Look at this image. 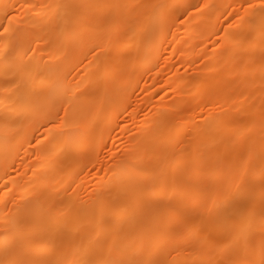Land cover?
Here are the masks:
<instances>
[{"label": "bare ground", "instance_id": "obj_1", "mask_svg": "<svg viewBox=\"0 0 264 264\" xmlns=\"http://www.w3.org/2000/svg\"><path fill=\"white\" fill-rule=\"evenodd\" d=\"M46 1L49 5L52 4V8L47 11L48 14L44 7H41L36 13L33 12L34 9L30 12L27 8V0H0V20L5 18V15L9 16L14 10L23 9L24 11L26 9L22 20H20V22L22 21L20 28L16 24L15 26L10 24L13 22H9V19H6V24L0 26V168L10 160L8 154L4 151L15 144H19V140H16V134L20 132L19 130H21V136L26 137L32 132L34 123L37 120H43V118H48L47 121L52 120L53 116L56 117V114L53 115L56 112H54L55 109H58L62 104L66 106L71 99L75 98L74 94L77 88L74 91L70 87L74 83L69 84L70 80L68 81L69 78L65 75L66 65L73 61L71 59L68 61L61 59L57 63L52 64L50 62L51 64H48L47 62L46 64L44 59L49 61V57L62 55L64 51L65 53L74 52L76 45L67 48L62 47L61 44L62 42L64 44L65 40L67 41L84 33L89 27L88 2L86 0L84 3V11L77 14L75 9H66L67 1L65 0ZM151 1L149 3L144 2L147 3L149 8L147 7L140 19L136 20L133 26L131 25V28L129 26L130 29L127 32L119 28L117 11L124 9L123 7L126 5H130V8L125 11V22L131 17L134 6L138 4L137 1L115 0L112 4L107 3L105 0L100 2L99 8L101 11L109 6L114 10V12L112 11L113 15H110V19L106 21L108 27L104 25L102 28L92 29V35L101 32L108 33L112 37V40L100 42L99 46H101L102 51L105 52L107 47L112 46L111 54L113 56L118 55L120 52L129 53L135 51L134 46L140 40L139 47L136 45L137 52L141 57V59L139 58V66L142 65L144 59L152 55V48L157 47L162 38L161 29L165 23L161 21V15L168 6L173 8L185 0H167L168 3H166V0ZM69 2L71 1L69 0ZM216 2L219 3L220 1ZM212 7H214L213 4L206 3L200 8V12L207 13ZM246 13L245 19H247V22L242 19L237 25L241 36L245 34V31H252V36L245 43L244 49H253L260 44L264 46V10L257 12L254 21L251 23L248 22V19L252 16V13H248V11ZM54 15L59 16L62 23L57 26L48 25V19ZM17 18H15L16 21L20 19ZM93 18L96 22L103 20L102 15H95ZM132 19H135V17ZM124 22L120 23L125 24ZM44 24H47V28L45 26L43 29L44 34H34L33 45L42 36L41 39L45 41H55L56 46L47 53L42 45L36 54L32 53V55L27 56L26 41L23 39L24 32L30 29L38 30ZM61 26L65 27L62 34H60L59 29ZM186 28L190 27L187 25ZM236 45H238V42L234 41L231 46L235 47ZM216 50L213 49L211 52V56L214 58L218 55ZM156 53L158 52L156 51ZM158 56H154V59ZM97 58L94 62L86 65L85 69H92L98 64L101 66L99 74L86 80L89 81L87 83H90L91 86L97 84V79L113 80L114 74L119 70L121 71L124 66V63L121 62L113 63L112 65L115 66L113 73L110 71L109 66H105L101 61L103 58ZM233 60L234 55H229L226 59L227 65ZM243 60L244 66L238 67V70L236 67L234 70V66H232L231 72H228L234 73L233 77L236 80L264 71V50L259 64H253V59L249 56L243 57ZM227 65L225 64V66ZM211 69L215 71L218 67L214 64ZM125 71L128 72V69H125ZM212 71L209 72L212 73ZM228 77L229 75H226L224 81L232 78ZM201 78L196 79V87L200 88L207 84L211 88L216 84L213 79H206L211 77ZM129 81H131L130 77L124 80L123 83L108 82L106 84L107 90H104L105 93L101 94L99 98H105L106 101L114 99L121 90L127 87ZM83 82L82 79L81 86H83ZM253 86L257 93L264 94V78ZM236 88L243 92V97L236 101L234 114L240 111L243 98L252 90L248 84L243 85V82L238 83ZM85 94L81 99H78V102L71 105L67 111L70 121L63 126L64 128L62 127L61 131L59 129L60 124H51L46 129L48 139H45L46 143L38 154L39 157L44 159L37 167V172L42 174L52 169L55 171V178L52 181L49 180V184L47 179L35 185L33 191L27 194V202L24 203L20 200L24 203L22 206L14 205V203H11L10 206L8 204V208L0 206V264H140V255L146 250L151 249L149 254L151 257L159 249L162 250V247L165 248L164 245L168 242L166 232L175 222L169 217L170 213L179 210L181 214L187 215L197 208L202 210L201 215L195 211L197 215L190 219V226L186 230V238L190 236V231L196 227L200 228L199 240L204 241L206 231L210 228V216H222L225 210H230L228 216H225L226 218L222 216V220L233 227L224 237L234 245H227L220 250L219 254L222 251L237 252L231 264H261V261H264V233L258 234L259 230L264 229V200H259L260 197H264V186L261 187V190L253 188L255 182H264V135L262 134L263 136L260 138L255 136L257 139L254 137L257 141L254 146L256 151L253 150L254 147L250 149L246 145L247 143L244 144L246 141L243 143L246 146L242 144V147H237L234 140L236 138L246 139L248 135L245 134L246 132L239 134L238 127L235 125L230 126L227 118H221L220 121L215 122L217 115H214L211 111H208L203 119L196 118V114L201 113L200 103L203 99L193 106L186 107L185 110L188 109V113L186 112L187 114L181 116V122L169 121L164 134L157 140L148 139L149 134L153 131L152 125L141 129L138 135H135L134 142L129 146V150L132 149L133 154L126 159L118 158L117 163L110 167L111 170L107 179L110 180L111 185L105 187L106 189L102 187L104 190L96 191L90 197L87 205L83 204L80 196H75L76 193L81 191V188H84L78 187L76 184L77 186L75 185L76 187L73 188L70 194L62 200L57 199L56 206L51 213L50 210L37 212L36 208L42 204L38 205L36 203V196L43 193L49 194L51 191L50 185L55 186L57 184V188L52 190L51 196H56L61 194L63 190L65 192L68 190L69 184L66 186L64 181L69 176L74 175L67 148L68 144L73 141L72 148L75 153H80L85 147L94 149V138L96 134L99 135V130L90 128L89 123L95 120L110 124L113 115L117 112L118 107L106 106L107 104H105L96 115L86 116L84 121L80 122V108L89 107L92 103L90 100L91 95L88 92ZM207 96L205 98H211L210 95ZM262 102L264 103V96L259 99L253 98L252 104L250 103L251 105L249 104L244 111L242 110L248 121L243 120L241 122V129H251L255 133L258 125L261 124L264 127V117L260 121L254 120L262 112L258 108V105ZM219 111L220 106H216L214 112ZM149 113L145 112L144 120L151 118L161 120L165 116L164 110H158L156 114L153 113L151 116ZM194 127H196L193 140L194 146L190 148V152H186V149L180 147L181 139L178 140L177 136L190 128L194 129ZM226 130L228 136L220 139L219 137ZM252 132L249 137L252 136ZM249 137L247 142L251 140ZM253 142H255L254 139ZM150 143L155 144L157 148L155 153L149 148ZM164 147H167V149ZM231 147L234 149L232 150ZM218 152L225 161L222 173L215 166ZM256 153L261 154V160L258 163L256 162L257 165H254L253 171L249 172V166L253 158L255 159L254 155ZM198 156L205 158H197ZM190 161L192 163L190 171L187 173L190 179L197 177L200 169L206 167L203 168L205 172L201 175V180L208 182L210 186L198 194L190 193L178 185L181 184L182 174L186 172L183 170L188 167ZM141 162H144V169L136 173L135 169ZM233 166L236 172L231 177L229 168ZM63 168L67 171L64 172ZM177 169H181L182 173L175 172ZM245 172H249L250 176L242 184L238 175ZM107 179L97 180L94 185L100 188V185ZM219 184L222 186L217 189L216 186ZM72 187L74 186L72 185ZM24 195V192L20 193L21 197ZM206 195H212L213 199L211 198V202L204 206L200 200ZM40 197L39 200H41ZM42 197L44 196L42 195ZM100 197H102V200L99 199ZM170 198L181 199L183 203L175 200L174 203L171 202L173 203L171 205ZM244 198L248 199V202L244 201ZM204 200L203 203H205ZM100 201H103L104 205L101 206ZM110 203H112V209H104ZM43 206L45 207L44 204ZM138 208L143 209L146 215L143 227L135 226L136 216L124 217L131 209L137 212ZM128 224L135 225L126 232L123 227L128 226ZM152 227L158 229L156 236H152L148 232ZM105 234L107 235V241L102 240ZM122 234L124 235L123 240L121 239ZM177 239L180 240V238ZM179 240L174 239L173 243L175 244ZM218 243V238L214 237L209 247L213 246L215 248ZM165 255L157 259V264H177L175 261L170 263L168 256ZM204 257L201 259L202 263H206ZM191 261L192 257L184 256L183 262L190 263ZM141 264H148V261L145 260Z\"/></svg>", "mask_w": 264, "mask_h": 264}, {"label": "rangeland", "instance_id": "obj_2", "mask_svg": "<svg viewBox=\"0 0 264 264\" xmlns=\"http://www.w3.org/2000/svg\"><path fill=\"white\" fill-rule=\"evenodd\" d=\"M65 1H67L66 9H75L77 14H80L84 11V3L86 0H73V3L72 0H70L71 2H69V0ZM101 1L103 0H87L89 27L85 30L84 33L80 34L79 36L76 35L72 39H69L67 41L65 40L64 44L62 42V47L69 48L73 45H76L74 52L65 53L64 51L62 55L49 57V61L47 59H44V61L46 60V64L47 62L48 64H54L59 62V60L61 59L67 61L71 59L73 61L66 65L65 75L69 78H67L68 81L70 80L69 84L74 83L73 85H70V87L74 91L77 88L74 94L75 98L73 97L74 99H71L66 106L64 104L60 105L59 107L57 106L58 109H55L54 112H56L53 114H56V117L53 116L56 119L52 117V120L50 119L48 121V118H43V120L39 119L40 121L37 120V122L34 123L32 132L26 137L23 138L21 136V130H19L20 132L16 134V140H19V144H15L10 149L4 151L10 158V160L5 165L1 164L2 167L0 168V206L2 205L4 208H8L11 203H14V205L16 204L18 206H22L25 202H27V194L33 191L35 185L40 184L42 183V181L47 179L49 184V180L52 181L55 178V171L52 169L42 174L37 172V167L41 164V162H43L44 159L39 157L38 154L46 143L45 139H48L46 129L47 127H50L51 124H60L61 128L59 127V129L61 131L64 128L63 126L66 125L68 121H70V118L68 117L69 115H67V111L70 109L71 105L78 102V99H81L83 96H85V93L87 92L91 95L90 100L92 103L89 107L87 106L80 108V122L84 121V118L86 116L96 115L105 104H107L106 106L113 105L115 107H118L117 112L113 115V119L111 120L110 124L100 121L97 122L95 120V122L92 121V123H89L90 128L99 130V135L96 134V139L94 138V149L85 147L80 153H75L72 148L73 141L68 144L67 148L72 161L71 166L74 170V175L69 176L64 181L66 186L67 184H69L68 190L66 192L63 190L61 194L51 196V192L52 190L57 188V184H55V186L50 185L51 191L49 194L43 193L36 196V203L38 205H40V203L42 204L41 206L36 208L37 212H40L41 210L42 212L45 210H50L51 213L56 206L55 202L57 201V199L62 200L64 197L70 194L73 188H75L77 185L78 187L84 188H81V191H79L78 193L75 192V196H80L83 200V204L87 205L89 203L90 197L95 194L96 191L99 192L101 190H104L102 189V187L105 188L111 185L110 180L107 179L108 173L111 170L110 167H113L114 164L117 163L118 158L126 159L129 157V155L133 154V150H129V146L134 142L141 129H143L145 126L152 125L153 131L149 134L148 139L152 141L157 140L164 134L165 127L167 126L169 121L181 122V116L188 113V109L185 110L186 107L193 106L202 99L203 101L202 103H200L201 113L196 114L197 119H203L206 113L208 111H211L214 115H217L215 118V122L217 120L220 121L221 118H227L228 124L230 126L235 125L238 127L239 134L241 132H246L245 134L248 136H246V139H243L244 141L240 138H236L234 140L235 143H233L237 144V147H242L247 143L246 145H248L250 149H252L257 144L255 136H257V138H260L264 135V127L261 124L256 127L255 130L257 131L253 130L255 131V133L252 132L251 129H241V122L243 120H246V117H244L242 110L244 111V109L249 106L253 98L259 99L264 96V94L257 93V90L253 86L255 85V83L263 80L264 71L258 72L256 74H251L250 76L247 75L245 78H240L239 80H236L235 77H233L235 75L234 73H228L231 72L233 68L232 66H234V70L235 67L238 70V67L244 66L243 57L245 56H249L250 58H252L254 62L253 64L255 65L260 63L259 61L261 59V54H263L264 50L263 44H260L253 49H244L245 43L252 36V31H245V34H242V37L240 35L241 32L239 34L237 25L240 21H242V19L244 21L247 20L245 19L247 11L248 13H252V16L248 19V22H253L256 13L264 10V0H185L177 4V6H174L173 8H170L168 6V8L164 10L165 12H163V14L161 15V21L166 24H164L161 29V37L163 39L161 38L157 47L155 46L152 48V55L144 59L141 66H139L141 57L136 49V45L140 43V40H137L138 42H136L137 44L134 46L135 51L133 50L129 53L120 52L118 55L113 56L111 54L112 46L110 48L107 47V50L105 52L102 51L101 46H99L101 41V43H103L104 41L112 40V37L108 33L100 32L96 35L91 34L92 29L96 27L102 28V26L104 25H107L108 27V22L106 21L110 19V15H113L114 12L111 6L101 11L99 8V4ZM105 1L110 4L115 2V0ZM136 1L138 4L134 6L133 10L135 11L132 10L131 14V17L133 16L132 18L135 17V19H132L130 17L124 22L125 11L130 8V5H126L125 7H123L124 9H119L117 11V15H119V19H117V22H119V28L123 29L125 32L129 31V29L135 24L136 20L138 21L144 11L147 9L148 5L144 2L149 3V1L151 0ZM216 1L220 2L217 3ZM27 2V8L30 12L34 9L33 12L36 13L41 7H44L47 12L52 8V4L49 5L46 0H41L40 2L39 0H27ZM166 3H168L167 0ZM206 3H211L214 7H212L207 13L200 12V8ZM24 11H26V9ZM24 11L23 9L14 10L11 14H9V16L5 15V18L0 20V26L6 24V19H9V22H13L10 24H14V26L16 24V26L20 28L22 24V21L20 22V20H22V17L25 14ZM95 15H102L103 20L101 19L100 21L96 22L93 18ZM10 17H12V19L14 20L10 19ZM17 17L20 18L18 21H16L18 19ZM60 20L61 18L59 16L54 15L48 19L47 23L51 26H57L58 24L62 23ZM120 22H124L125 24H122ZM46 25L47 24H44L43 27H40L38 29L39 32L37 29H30L29 31L24 32L23 39L26 41L25 43L27 46V56L32 55V53L36 54L42 45L44 46L47 53L56 46L54 43L55 41H45L44 39H41L43 38L42 36H40V40L38 39L33 45V35L36 33L44 34L43 29ZM187 25L190 28H186ZM64 28L65 27L63 26L59 28L61 32L60 34L63 33ZM238 36L241 38H239ZM234 41H237L238 45L232 47L231 45ZM213 49H217L216 52L218 55L216 58L211 56V52L213 51ZM156 51L158 53H156ZM80 54H82L83 56H81ZM232 54L234 55V60L227 65L226 59L229 55ZM154 56H158V59L155 58V60ZM97 57H99V59L103 58V60L101 61L105 66H109L110 71L113 73L115 69V66L112 65L113 63L121 62L124 63V66L122 67L121 71L119 70L114 74L113 80L110 81L97 79V84L95 86H91L90 83H87L89 81L86 80L91 78V76L99 74L101 71V66L98 64L92 67V69H85L86 65L94 62L95 59H98ZM51 58L53 59L51 60ZM214 64L217 65L218 69L212 71L211 68ZM225 64L227 66H225ZM125 69H128V72H126ZM209 71H212V73ZM226 75H229L228 78H232H227L228 80L224 81ZM78 77L80 80L78 79ZM128 77H130L131 81H129L127 87L124 90H121L114 99L106 101L105 98H99L101 94L105 93L104 90H107L106 84H108V82L115 84L123 83L124 80H127ZM200 77H202L201 79L211 77L206 79H213L216 82L215 86L210 88L209 86H207V84H204L200 88L196 87L195 81ZM82 79L84 81L83 86H81L82 84H80ZM72 80L73 82H71ZM75 82H77V84H75ZM240 82H243V85L248 84L250 86V89L252 90L246 95L245 98H243L242 105L240 106V111L234 114L236 101L240 100L243 97V92L239 91L236 88V85ZM207 95H210L211 98H209ZM206 96L208 98H205ZM216 106H220L219 112H214ZM258 106V108L262 112L260 111L261 114L259 113V115L255 117L254 120L256 121H260L264 117V103L262 102ZM158 110H164L165 112V116L161 120H156L154 118L148 120L143 119L145 112H150L149 114L151 116L153 113L156 114ZM42 121L44 124L42 123ZM195 129L196 127H194V129L190 128L186 131H183L182 133H179L177 136L178 140L181 139L180 147L186 149V152H190V148L194 146L193 140L195 138ZM251 132L255 142H253L252 136L249 137ZM221 135L222 136L219 137L220 139L227 137L228 131H224ZM248 137L249 139L251 138V140L247 142ZM149 148L152 149L153 153L157 151L154 143H150ZM164 148L167 149V147ZM233 149L234 148H232V150ZM253 150L256 151L255 147ZM217 157L218 159L216 160L217 162L215 166L217 167L218 171L222 173V168H224L223 166L225 161L219 152L217 154ZM254 157L255 159L253 158V161L249 166V172L253 171V168L261 160L262 156L260 153H256ZM197 158L204 159L205 157L198 156ZM191 163L192 161H190V163H188L189 165H187L188 167L183 170L186 172H183V178L180 182L181 184L178 185L181 186L184 190L189 191L190 193L193 192L195 194H198L199 192L206 190L210 186V184L201 180V175L205 172L204 169L206 167H203L204 169H200L197 177L193 179L188 178L187 173L190 171ZM143 167L144 162L139 163L135 169L136 173L142 171L144 169ZM63 169L64 172L67 171V169ZM76 171L77 173H75ZM175 172L182 173V170L177 169L175 170ZM235 172L236 171L234 166L232 168H229L231 177L235 175ZM249 172L238 175V178L242 184L245 183L249 178ZM100 179L107 180L102 183L99 188L94 185V182ZM72 185L74 187H72ZM221 186L222 185L219 184L216 187L217 189H220ZM263 186L264 182L258 181L254 183L253 188L261 190V187ZM23 192L25 193V195L21 197L20 193L22 194ZM42 195L45 198L42 197ZM39 197L42 201L39 200ZM203 197L201 198L200 202H202L204 206H207V204H209L213 199L212 195H206L204 198ZM45 199L48 200L46 201ZM99 199L102 200V197H100ZM20 200L24 203L20 202ZM175 200L183 203L181 199H169L170 203H174ZM203 200L206 204L203 203ZM247 200L248 199L244 198V201L248 202ZM259 200L263 201L264 197H260ZM99 203L101 204V206L104 205L103 201H100ZM173 203H171V205H173ZM43 204L45 205V207L43 206ZM143 206L141 207L143 208ZM112 207V203H110L105 206L104 209L111 210ZM195 211H197V213H200L199 215H201L202 210L200 208L193 209L191 213L187 215L181 214L179 210L172 214L170 213L169 217L172 219V221L175 220V222L173 226L168 228L166 232L168 242H166V244L164 245L165 248L162 247V250L159 249L155 253L156 255L154 254V256L152 255L151 257L149 256L151 249L146 250V252L142 253L143 255H140V264L145 260L148 261V264H157V259L165 254V256H168L170 263L175 261L177 264H231L237 252L228 253L222 251V253L219 254L220 250L225 248L227 245H234V243L228 242V240L224 237L225 234L233 227L231 226V224L225 223L224 220H222V216L226 218L225 216L229 214L230 210H225L222 216H210V228H208V230L206 231V239L204 241L199 240L198 234L200 235V228L196 227H194L190 231V236L186 238V230L190 226V219L193 216L197 215ZM131 216H136V219L134 220L136 225L128 224L129 227L124 226L123 230L126 232H128L129 228L133 227L134 225L143 227L144 222L146 221V215L141 208H138L137 212L131 209L129 213L124 217ZM148 232L150 233V235L156 236L158 229L157 227H152L148 230ZM263 233L264 229L259 230L258 232V234ZM214 237L218 238L219 243L215 248L213 246L209 247ZM123 238L124 235L122 234L121 239L123 240ZM177 238H180V240ZM174 239L179 241L174 244ZM102 240L107 241L106 234L104 235ZM186 255L192 257V263L183 262V258ZM203 257L206 259V263L201 262V259ZM261 264H264V261H261Z\"/></svg>", "mask_w": 264, "mask_h": 264}]
</instances>
